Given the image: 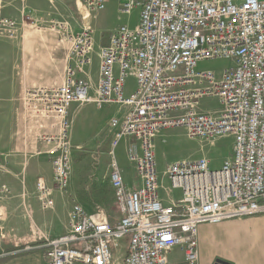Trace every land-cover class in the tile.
Masks as SVG:
<instances>
[{
  "label": "built area",
  "instance_id": "1",
  "mask_svg": "<svg viewBox=\"0 0 264 264\" xmlns=\"http://www.w3.org/2000/svg\"><path fill=\"white\" fill-rule=\"evenodd\" d=\"M78 1L79 32L71 21L52 27L70 44L65 82L25 93L31 143L37 154L51 157L54 184L66 192L72 105L124 108L122 119H110L117 131L108 152L110 182L123 215L110 222L102 211L92 213L74 202L67 232L42 237L38 247L48 264H200L201 224L264 214V0H120L119 15L138 7L139 22L120 24L100 47L94 95L87 73L94 62L93 22L109 0ZM24 20L39 25L31 15ZM18 24L0 17V36L15 38ZM216 59L232 65L219 72L200 66ZM130 78L135 86L128 92ZM209 99L219 107L206 108ZM177 128L203 143L231 136L233 151L219 168L205 156L161 167L158 140ZM127 138V157L141 180L136 188L126 186L116 154ZM5 170L0 164V173ZM36 186L41 206L51 207L53 188L43 177ZM1 188L6 196L8 189ZM175 250L181 262H171Z\"/></svg>",
  "mask_w": 264,
  "mask_h": 264
},
{
  "label": "crops",
  "instance_id": "2",
  "mask_svg": "<svg viewBox=\"0 0 264 264\" xmlns=\"http://www.w3.org/2000/svg\"><path fill=\"white\" fill-rule=\"evenodd\" d=\"M78 2L0 0V17L14 18L19 22L15 38L0 36V124H9L7 120H13L17 138L15 150L6 147L0 149V164L6 169L0 173V252L4 246L15 248L19 243L21 246L27 245L28 240L62 236L68 230V214L73 203L83 204L69 190L63 192L56 188L51 157L37 154L30 143L33 140L26 141L27 117L24 111L27 89L59 86L66 80L67 66L71 61L68 56L70 44L61 42L58 31L52 27L56 21H71L73 30L79 32L81 16ZM119 4L120 0H109L106 9L99 12L93 22L96 46L94 65L87 68L92 95L95 94L99 77L95 52L97 54L96 49L108 43L111 32L120 25L115 23L121 19ZM27 15H31L39 25H28L24 20ZM125 111L117 104H108L102 109L94 102L73 104L70 109L73 151L92 148L104 152L114 137L110 119L114 116L122 118ZM165 135L158 140L159 149ZM122 140L129 144V138ZM160 164L161 167L166 165L161 160ZM121 173L128 188L141 184L132 164L131 168L124 169L122 166ZM40 177L53 188V205L48 208H43L38 199L36 182ZM2 185L8 189V196H5ZM113 202L116 203L114 190ZM99 208L102 209V206L97 202L92 213ZM198 249L200 264H213L218 259L229 264H264V214L229 219L217 224H201ZM37 251L40 252L31 254L32 260L26 261L24 256L0 264H43L44 250L39 248Z\"/></svg>",
  "mask_w": 264,
  "mask_h": 264
},
{
  "label": "rangeland",
  "instance_id": "3",
  "mask_svg": "<svg viewBox=\"0 0 264 264\" xmlns=\"http://www.w3.org/2000/svg\"><path fill=\"white\" fill-rule=\"evenodd\" d=\"M138 22L139 8L136 7L129 15L121 16V19L116 20L115 23H128L129 25H131V27H135L137 26ZM97 50L99 51V48H97L96 51ZM95 55L98 59L99 54H96L95 52ZM94 57L95 56L93 55V61ZM230 65H232V62L230 60L216 59L205 61L200 66L219 72ZM134 86L135 81L133 78H130L127 84V91L133 90ZM205 106L206 108H210L211 106L213 109H216L217 107H219V102L216 99H209L207 101V105ZM24 111L26 118L28 116V111L26 110V108L24 109ZM10 121L7 120L9 124H0V149L6 147L15 150L17 139L15 135V126L12 125L13 120L11 121V123ZM26 121L25 134L26 141L28 142L31 139L33 140L34 135L30 131V123L28 122V119ZM113 130L114 133H116L117 128ZM162 140L163 142L160 141V143L162 144L160 146V149L158 150V156L163 165L175 160L205 156L209 159L212 168H219L222 165L224 158L231 155L233 151V138L231 136H224L217 140L214 144L203 143L200 140L189 138L183 128L168 130ZM110 145L112 146L111 142H109L104 148V152H102V149L93 150L92 148H88L87 150L82 151H73L72 173L70 179L71 181L68 190L74 193V195H76L85 205V207L91 212H93L96 203L98 202L99 205L102 206V210L106 212L107 219L111 222H115L122 217L123 212L120 206H117V204L113 202V189L110 185V162L112 158L108 154V152L111 150ZM127 147V141L122 140L121 142H119L116 148L117 158L120 160L119 163H121L120 166L121 168L123 166L124 169L131 168V163L129 162L127 157ZM175 193L177 194V192ZM101 200L104 203H102ZM42 242L43 241L40 238L37 241L30 240L29 242L28 240V243L25 246H21L20 243L18 244L19 246H16L15 248L4 246L2 251L0 252V263L3 261H12L18 258L21 259L24 256L26 258V261L32 260L31 254L40 252L37 250H39L38 246L41 245ZM43 256L44 257L42 263L48 264L45 254ZM170 260L172 263L181 262L182 257L180 252L178 250H175L170 255Z\"/></svg>",
  "mask_w": 264,
  "mask_h": 264
},
{
  "label": "bare ground",
  "instance_id": "4",
  "mask_svg": "<svg viewBox=\"0 0 264 264\" xmlns=\"http://www.w3.org/2000/svg\"><path fill=\"white\" fill-rule=\"evenodd\" d=\"M32 22H33V20H31ZM31 26V25H30ZM19 28V24H18V27H17V29ZM16 35H17V32H16ZM99 74H100V64H99ZM119 206V205H118ZM98 211H102L103 212V218L105 219V220H107V221H109L108 219H107V216H106V213H105V211L104 210H102L101 208H99L96 212H98ZM95 213V212H94ZM111 222V221H110ZM114 222V221H113ZM122 247L124 248V249H127V247H128V244L126 243V242H124L123 244H122ZM45 253V252H44ZM217 262V261H216ZM229 264V263H228Z\"/></svg>",
  "mask_w": 264,
  "mask_h": 264
},
{
  "label": "water",
  "instance_id": "5",
  "mask_svg": "<svg viewBox=\"0 0 264 264\" xmlns=\"http://www.w3.org/2000/svg\"><path fill=\"white\" fill-rule=\"evenodd\" d=\"M217 264H228V263L219 259L217 260Z\"/></svg>",
  "mask_w": 264,
  "mask_h": 264
},
{
  "label": "flooded vegetation",
  "instance_id": "6",
  "mask_svg": "<svg viewBox=\"0 0 264 264\" xmlns=\"http://www.w3.org/2000/svg\"><path fill=\"white\" fill-rule=\"evenodd\" d=\"M213 264H217V262L215 261Z\"/></svg>",
  "mask_w": 264,
  "mask_h": 264
}]
</instances>
